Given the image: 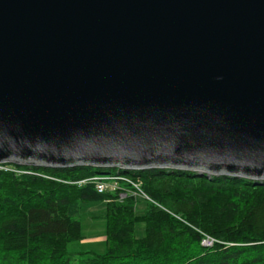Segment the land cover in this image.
<instances>
[{
    "label": "water",
    "instance_id": "1",
    "mask_svg": "<svg viewBox=\"0 0 264 264\" xmlns=\"http://www.w3.org/2000/svg\"><path fill=\"white\" fill-rule=\"evenodd\" d=\"M0 162L264 181V0H0Z\"/></svg>",
    "mask_w": 264,
    "mask_h": 264
},
{
    "label": "trees",
    "instance_id": "2",
    "mask_svg": "<svg viewBox=\"0 0 264 264\" xmlns=\"http://www.w3.org/2000/svg\"><path fill=\"white\" fill-rule=\"evenodd\" d=\"M9 167L18 172L0 170V264H264V181L169 168ZM100 172L139 179L149 198L141 212L138 199L78 183ZM89 201L105 203L107 249L72 261L65 247L81 238L74 216Z\"/></svg>",
    "mask_w": 264,
    "mask_h": 264
},
{
    "label": "rangeland",
    "instance_id": "3",
    "mask_svg": "<svg viewBox=\"0 0 264 264\" xmlns=\"http://www.w3.org/2000/svg\"><path fill=\"white\" fill-rule=\"evenodd\" d=\"M7 166L10 164H6ZM136 209L139 212L145 207L148 200L138 199ZM81 225V238L79 240L69 241L66 244L65 252L73 260L81 257L85 253L103 254L106 252V218L105 203L102 201H89L80 204L78 214L74 216ZM145 225L137 221L134 225V236L143 237L145 234Z\"/></svg>",
    "mask_w": 264,
    "mask_h": 264
},
{
    "label": "built area",
    "instance_id": "4",
    "mask_svg": "<svg viewBox=\"0 0 264 264\" xmlns=\"http://www.w3.org/2000/svg\"><path fill=\"white\" fill-rule=\"evenodd\" d=\"M0 170L18 172L16 169H12L5 163L0 162ZM135 171V170H132ZM90 182L93 184L94 189L98 193H109L115 195L117 200H123L126 197H133L134 199H146L149 201L148 196L142 190V183L139 179H132L125 175H94L89 178L88 181L80 180L79 184ZM203 243L210 245L211 240L205 239Z\"/></svg>",
    "mask_w": 264,
    "mask_h": 264
}]
</instances>
